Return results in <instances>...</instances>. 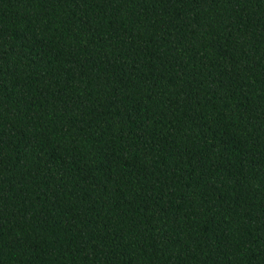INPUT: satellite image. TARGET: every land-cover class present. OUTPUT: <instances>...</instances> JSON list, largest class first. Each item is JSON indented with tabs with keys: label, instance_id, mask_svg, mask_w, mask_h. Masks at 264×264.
<instances>
[{
	"label": "trees",
	"instance_id": "obj_1",
	"mask_svg": "<svg viewBox=\"0 0 264 264\" xmlns=\"http://www.w3.org/2000/svg\"><path fill=\"white\" fill-rule=\"evenodd\" d=\"M0 264H264V0H0Z\"/></svg>",
	"mask_w": 264,
	"mask_h": 264
}]
</instances>
